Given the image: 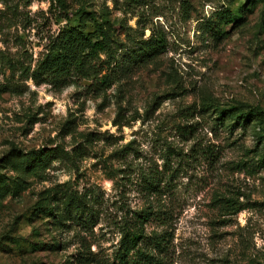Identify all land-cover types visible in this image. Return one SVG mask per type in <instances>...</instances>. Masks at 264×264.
<instances>
[{
	"label": "rangeland",
	"instance_id": "rangeland-1",
	"mask_svg": "<svg viewBox=\"0 0 264 264\" xmlns=\"http://www.w3.org/2000/svg\"><path fill=\"white\" fill-rule=\"evenodd\" d=\"M65 3L0 0V264H118L138 225L162 264H264V0ZM81 16L109 56L32 78Z\"/></svg>",
	"mask_w": 264,
	"mask_h": 264
},
{
	"label": "trees",
	"instance_id": "trees-1",
	"mask_svg": "<svg viewBox=\"0 0 264 264\" xmlns=\"http://www.w3.org/2000/svg\"><path fill=\"white\" fill-rule=\"evenodd\" d=\"M56 2L63 9H67L65 0H56ZM81 18L82 16L75 23L67 21L50 41L46 52L36 61V66L31 73L32 78L37 81H52L56 78L62 80L71 73H83L88 70L91 60L99 53L103 52L109 56V41L105 32L100 27H96L90 33L85 29L86 20ZM66 19H68V16ZM162 47L163 45L151 35L138 47V51L141 52L140 59L151 57ZM108 58L116 59L117 57L114 56V53H111ZM115 62L119 68V63ZM155 185L153 184V186ZM142 220L135 218L134 222L140 224ZM144 238L145 235L139 225L135 231L128 227L123 233L120 247L116 253L118 264H162L154 255L144 253L139 249L138 243ZM164 241L163 235H157L153 237V246L158 249L163 248L165 246ZM131 251H133V257L128 259Z\"/></svg>",
	"mask_w": 264,
	"mask_h": 264
}]
</instances>
